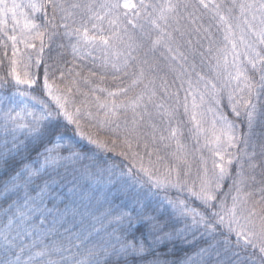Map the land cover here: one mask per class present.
Listing matches in <instances>:
<instances>
[{
  "label": "snow or ice",
  "instance_id": "1",
  "mask_svg": "<svg viewBox=\"0 0 264 264\" xmlns=\"http://www.w3.org/2000/svg\"><path fill=\"white\" fill-rule=\"evenodd\" d=\"M0 264H264V0H0Z\"/></svg>",
  "mask_w": 264,
  "mask_h": 264
},
{
  "label": "trees",
  "instance_id": "2",
  "mask_svg": "<svg viewBox=\"0 0 264 264\" xmlns=\"http://www.w3.org/2000/svg\"><path fill=\"white\" fill-rule=\"evenodd\" d=\"M134 2H135V0H134Z\"/></svg>",
  "mask_w": 264,
  "mask_h": 264
}]
</instances>
